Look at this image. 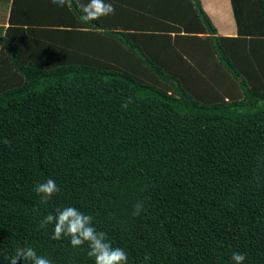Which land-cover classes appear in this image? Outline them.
Instances as JSON below:
<instances>
[{"label": "trees", "instance_id": "trees-1", "mask_svg": "<svg viewBox=\"0 0 264 264\" xmlns=\"http://www.w3.org/2000/svg\"><path fill=\"white\" fill-rule=\"evenodd\" d=\"M229 1V36L200 0H105L123 18L109 25L66 5L70 19L54 26L6 28L0 264L25 246L53 264H94L86 245L39 227L69 205L128 264H234L233 252L264 264V0ZM82 29L111 53L74 43ZM48 179L60 191L44 203L34 186Z\"/></svg>", "mask_w": 264, "mask_h": 264}, {"label": "clouds", "instance_id": "clouds-1", "mask_svg": "<svg viewBox=\"0 0 264 264\" xmlns=\"http://www.w3.org/2000/svg\"><path fill=\"white\" fill-rule=\"evenodd\" d=\"M52 3L59 7L75 5L84 22L99 20L100 17L111 15L115 11L113 4L105 0H87L86 3L81 0H52ZM130 103L132 98L128 97L121 107L127 108ZM3 143L7 144L9 141L4 139ZM34 191L42 202L47 203L60 189L53 179H48L35 185ZM133 207V215H140L143 211V201H138ZM49 225H52L51 239L62 240L67 237L74 248L86 245L87 256L93 258L94 264H128V255L124 249L113 246L108 234L95 227L93 216L80 211L75 206L57 208L54 212L45 215L39 227L43 229ZM6 259L9 264H18L21 259L26 264H53L47 256L39 254L31 246L17 248L15 253L7 256ZM144 259L148 261L151 257L145 255ZM245 259L244 253H232L231 260L234 264H243Z\"/></svg>", "mask_w": 264, "mask_h": 264}, {"label": "crops", "instance_id": "crops-1", "mask_svg": "<svg viewBox=\"0 0 264 264\" xmlns=\"http://www.w3.org/2000/svg\"><path fill=\"white\" fill-rule=\"evenodd\" d=\"M200 2L203 10L216 29L217 35L229 36L236 34L233 21H228L229 25H227L226 21V19L229 18V11L231 8L229 0H200ZM63 9L64 8L53 4L52 0H0V39L1 36L4 35L6 28L10 25H13V28L17 27L24 30L28 29L29 26H33L35 30H38V28H43L42 26L45 23L54 26L62 19H70V16H68L65 11L63 12ZM119 12V10H115L113 14L100 18H102V20L106 19L104 22H106L107 25L111 24L114 19H117L114 20V23H117L123 19L119 15ZM223 20H225L226 25L223 23ZM117 27L119 26H115V28ZM90 30L91 29H82V31H79L77 38L72 36L74 43L80 42L81 46L91 48V54H99L98 52H105L103 54L111 53L106 51L108 46L104 43L101 44L99 37L93 38V36L90 35ZM86 33L89 35H85ZM105 40L108 43L111 41V37H106Z\"/></svg>", "mask_w": 264, "mask_h": 264}, {"label": "rangeland", "instance_id": "rangeland-1", "mask_svg": "<svg viewBox=\"0 0 264 264\" xmlns=\"http://www.w3.org/2000/svg\"><path fill=\"white\" fill-rule=\"evenodd\" d=\"M81 2H83V3H86L87 2V0H81ZM226 21H227V25H229V22H231V21H233V27L235 26V22H234V18H233V14H232V10H231V8H230V11H229V18H227L226 19ZM229 21V22H228ZM96 22V21H95ZM223 23L226 25V22H225V20H223ZM234 29H235V27H234ZM88 33H86L85 35H87ZM89 35V34H88ZM91 35V34H90ZM246 49H247V47H246ZM197 54H199V50H197ZM188 56L187 55H184V58H185V60H184V64L187 66V68H188V72L189 71H191L190 70V67H194V63L189 59V58H187ZM190 66V67H189ZM201 75V77H203V75L202 74H200ZM202 82L203 81H201V82H199V84H195L194 86L198 89V90H200V91H204V93H207V87H206V85H204V84H202ZM216 92V96L217 95H219V94H222L221 92H220V90H216L215 91Z\"/></svg>", "mask_w": 264, "mask_h": 264}]
</instances>
